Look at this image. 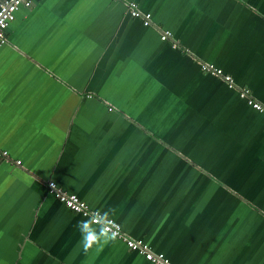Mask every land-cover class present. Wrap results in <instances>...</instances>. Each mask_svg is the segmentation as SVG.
<instances>
[{
    "label": "crops",
    "instance_id": "1",
    "mask_svg": "<svg viewBox=\"0 0 264 264\" xmlns=\"http://www.w3.org/2000/svg\"><path fill=\"white\" fill-rule=\"evenodd\" d=\"M32 0L0 46V264H264V0ZM168 30L172 39L161 40Z\"/></svg>",
    "mask_w": 264,
    "mask_h": 264
},
{
    "label": "built area",
    "instance_id": "2",
    "mask_svg": "<svg viewBox=\"0 0 264 264\" xmlns=\"http://www.w3.org/2000/svg\"><path fill=\"white\" fill-rule=\"evenodd\" d=\"M120 1L125 4L133 18L140 19L144 26L153 25L152 14L141 10L135 1ZM31 4L32 0H0V46L7 42L6 29L15 19L17 11H19L21 7H29ZM160 39L164 41L172 39L171 33L168 30L161 31ZM172 43L173 46H177V42L173 39ZM199 67L204 73L221 78L226 86L229 89L236 90L238 96L249 106L260 113H264V103L255 99L249 88L238 86L230 74L225 73L221 68L209 62H199ZM11 159L7 150H0V160L12 161ZM12 162L16 165H20L21 160H13ZM46 187L48 192L54 195L55 198L70 211L87 218L93 224L99 225L104 232L120 238L130 250L141 254L145 260L153 264H172L163 252H155L143 240L135 239L127 235L122 230L119 222L91 209L77 194L67 192L53 180H47Z\"/></svg>",
    "mask_w": 264,
    "mask_h": 264
},
{
    "label": "trees",
    "instance_id": "3",
    "mask_svg": "<svg viewBox=\"0 0 264 264\" xmlns=\"http://www.w3.org/2000/svg\"><path fill=\"white\" fill-rule=\"evenodd\" d=\"M251 107V106H250ZM252 108V107H251ZM253 109V108H252ZM253 110H255V109H253ZM256 111V110H255ZM256 112H258V111H256ZM264 114V113H263Z\"/></svg>",
    "mask_w": 264,
    "mask_h": 264
}]
</instances>
